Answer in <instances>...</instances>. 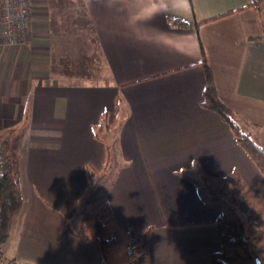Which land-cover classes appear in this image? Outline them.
<instances>
[{
    "label": "crops",
    "instance_id": "obj_1",
    "mask_svg": "<svg viewBox=\"0 0 264 264\" xmlns=\"http://www.w3.org/2000/svg\"><path fill=\"white\" fill-rule=\"evenodd\" d=\"M253 1L123 0L126 12L117 0H31L25 43L8 46L0 36V141L16 143L23 200L4 255L101 264L99 246L71 235L68 223L81 233L88 221L80 208L98 203L96 214L105 200L119 227L149 230L148 264H210L222 250L215 222L224 211L200 197V171L216 191L223 181L240 188L264 221L263 173L201 104L203 44L220 98L264 146V6ZM79 6L107 69L102 83L76 80L60 47L61 21L79 25ZM104 113L115 127L114 159L126 166L104 197L88 200L89 168L102 173L108 162L96 137Z\"/></svg>",
    "mask_w": 264,
    "mask_h": 264
},
{
    "label": "trees",
    "instance_id": "obj_2",
    "mask_svg": "<svg viewBox=\"0 0 264 264\" xmlns=\"http://www.w3.org/2000/svg\"><path fill=\"white\" fill-rule=\"evenodd\" d=\"M252 4H258L262 8L264 6V0L253 1ZM82 10L88 20L86 10L84 8ZM230 13L227 12L202 22H195L196 29H199L201 24L209 20ZM180 26L187 27V21H180ZM93 42L97 46V52H100L96 38ZM201 49V64L206 78V88L201 104L205 109L217 113L231 127L237 141L246 150L264 175V146L256 142L251 133L244 129L238 115L220 98L213 71L207 61L203 44H201ZM114 130V125H109L108 123L107 113H104L102 123L96 128V137L107 146L108 162L102 173H97L93 168H89L91 185L88 196H91L92 192L96 190L95 194L99 191L101 192L105 187L104 185L107 184L109 176L114 177L106 190L113 184L117 172V169L113 168L117 167V164H113L117 152L116 134ZM16 152V143L12 138L0 141V264H28L18 262L16 259H9L2 252V246L10 237L11 224L20 212L23 203ZM123 165L126 166L125 163ZM198 175L200 177L196 179V183L199 187L200 197L208 204L219 207H222L223 202L230 203L231 205L238 203L237 205H239L238 201L226 197L224 189L216 191L213 186L211 187V179L206 177L201 171ZM235 181L237 186H242L238 176L235 177ZM241 207L239 205L240 211ZM215 226L222 243V250L209 255L210 264H252L249 256L245 255V252L250 247L248 228L244 224L228 223L224 212L215 222ZM262 227L264 231V222ZM68 232L75 237L91 241L98 245L102 252L101 264H141L142 258L139 255L144 254L146 258L148 256L147 238L149 230L146 229L141 233H136L119 227L113 217L109 204L105 200L100 210L89 219L81 233L74 231L69 223ZM141 249L142 251L140 252ZM242 251L244 253H241Z\"/></svg>",
    "mask_w": 264,
    "mask_h": 264
},
{
    "label": "rangeland",
    "instance_id": "obj_3",
    "mask_svg": "<svg viewBox=\"0 0 264 264\" xmlns=\"http://www.w3.org/2000/svg\"><path fill=\"white\" fill-rule=\"evenodd\" d=\"M74 11V15L80 17V24L77 26L72 25L67 21L66 15L65 18H63V21H61L59 29L63 34L60 47L69 51V57L71 56V58L74 59L73 61H75L72 68H70L71 66H68L70 70L69 73L74 72L73 74L76 73L81 75L80 78L75 79L84 83H102V81L108 79V74L106 73L107 69L103 64L100 52H97V46L93 42V36L88 29H84L87 26V19L85 18L84 11L80 6ZM63 70L66 71L65 68ZM113 164H117V167H113L114 169H117V171L125 167L123 162H118L115 159ZM113 177L114 176H109L107 184L104 185V189L96 194L95 192L97 190L92 192V197L90 196L88 200L93 199L94 197H104L106 188L109 186ZM217 186L224 189L227 198L238 201L239 205L242 206L240 211L238 207L231 205L230 203L223 202L224 204L222 205L228 223L233 222L238 225L244 224L246 228H248L250 247L245 252V255L249 256V260L252 264H257V258H259L262 264H264V231L262 227L264 221L257 203L252 201L246 193L241 192L240 188L233 186V184L230 185L227 181H223L221 182V185L219 183ZM97 206H99V204L93 202L88 206L84 205L80 208L81 215H84V220L89 221L91 215L97 211ZM141 251L142 249L140 252ZM241 253H244V251ZM139 257L142 258L141 264H148L147 258L144 254H140Z\"/></svg>",
    "mask_w": 264,
    "mask_h": 264
},
{
    "label": "built area",
    "instance_id": "obj_4",
    "mask_svg": "<svg viewBox=\"0 0 264 264\" xmlns=\"http://www.w3.org/2000/svg\"><path fill=\"white\" fill-rule=\"evenodd\" d=\"M31 28V0H0V36L6 45L25 43Z\"/></svg>",
    "mask_w": 264,
    "mask_h": 264
},
{
    "label": "clouds",
    "instance_id": "obj_5",
    "mask_svg": "<svg viewBox=\"0 0 264 264\" xmlns=\"http://www.w3.org/2000/svg\"><path fill=\"white\" fill-rule=\"evenodd\" d=\"M117 2L120 4V6H122V7H124L125 8V11L127 12L128 11V8H127V6L126 5H124V3H123V0H117ZM157 10H160L158 7H157ZM133 16L135 17V18H137L138 19V17H136L135 16V12L133 11Z\"/></svg>",
    "mask_w": 264,
    "mask_h": 264
},
{
    "label": "water",
    "instance_id": "obj_6",
    "mask_svg": "<svg viewBox=\"0 0 264 264\" xmlns=\"http://www.w3.org/2000/svg\"><path fill=\"white\" fill-rule=\"evenodd\" d=\"M256 263H257V264H262V263H261V260H260L259 258L256 259Z\"/></svg>",
    "mask_w": 264,
    "mask_h": 264
}]
</instances>
